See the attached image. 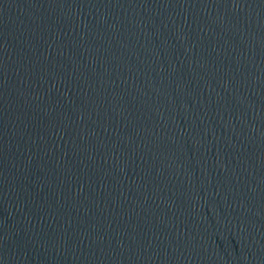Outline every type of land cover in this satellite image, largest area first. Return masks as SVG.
Returning <instances> with one entry per match:
<instances>
[{
    "label": "water",
    "instance_id": "water-1",
    "mask_svg": "<svg viewBox=\"0 0 264 264\" xmlns=\"http://www.w3.org/2000/svg\"><path fill=\"white\" fill-rule=\"evenodd\" d=\"M0 264H264V0H0Z\"/></svg>",
    "mask_w": 264,
    "mask_h": 264
}]
</instances>
